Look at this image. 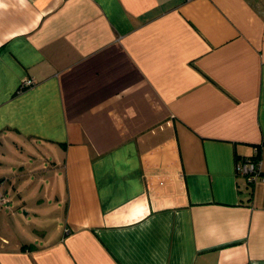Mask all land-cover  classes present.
Instances as JSON below:
<instances>
[{
    "label": "crops",
    "instance_id": "obj_1",
    "mask_svg": "<svg viewBox=\"0 0 264 264\" xmlns=\"http://www.w3.org/2000/svg\"><path fill=\"white\" fill-rule=\"evenodd\" d=\"M0 188V264H264V0H0Z\"/></svg>",
    "mask_w": 264,
    "mask_h": 264
},
{
    "label": "rangeland",
    "instance_id": "obj_2",
    "mask_svg": "<svg viewBox=\"0 0 264 264\" xmlns=\"http://www.w3.org/2000/svg\"><path fill=\"white\" fill-rule=\"evenodd\" d=\"M23 194V190H18L15 194ZM26 192H24L25 195ZM9 199V198H8ZM13 200V199H11ZM10 201V199H9ZM30 202V201H29ZM43 208L35 207L30 204L27 206L15 205L10 207L7 211H1L0 213V234L8 238L10 241H21V242H31L38 243L43 242L46 229L45 225L42 226L43 230L38 227L39 221L44 219L46 221H51L60 217V214H56L55 211L49 210L51 212L48 215L37 216L36 213L41 212ZM28 214H26V213ZM36 212V213H35ZM39 214V213H38ZM49 225V222L45 223ZM36 227L35 232H32L33 227ZM51 226V225H49Z\"/></svg>",
    "mask_w": 264,
    "mask_h": 264
},
{
    "label": "built area",
    "instance_id": "obj_3",
    "mask_svg": "<svg viewBox=\"0 0 264 264\" xmlns=\"http://www.w3.org/2000/svg\"><path fill=\"white\" fill-rule=\"evenodd\" d=\"M33 84V80L31 79H23L21 81L20 86L26 87ZM236 172L244 175L245 180H247L248 183L256 181V179H259L261 176V167L259 159L257 158H243L239 159L235 165ZM6 198L4 195L3 190L0 188V208L1 206L6 204Z\"/></svg>",
    "mask_w": 264,
    "mask_h": 264
},
{
    "label": "trees",
    "instance_id": "obj_4",
    "mask_svg": "<svg viewBox=\"0 0 264 264\" xmlns=\"http://www.w3.org/2000/svg\"><path fill=\"white\" fill-rule=\"evenodd\" d=\"M254 158H256V157H254ZM257 159H258V157H257Z\"/></svg>",
    "mask_w": 264,
    "mask_h": 264
}]
</instances>
